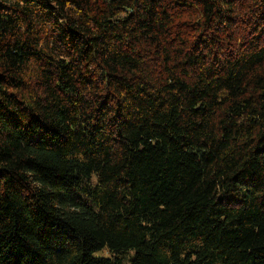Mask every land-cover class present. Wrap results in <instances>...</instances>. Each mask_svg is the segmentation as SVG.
Returning <instances> with one entry per match:
<instances>
[{
    "label": "trees",
    "instance_id": "trees-1",
    "mask_svg": "<svg viewBox=\"0 0 264 264\" xmlns=\"http://www.w3.org/2000/svg\"><path fill=\"white\" fill-rule=\"evenodd\" d=\"M0 264H264V0H0Z\"/></svg>",
    "mask_w": 264,
    "mask_h": 264
},
{
    "label": "rangeland",
    "instance_id": "rangeland-1",
    "mask_svg": "<svg viewBox=\"0 0 264 264\" xmlns=\"http://www.w3.org/2000/svg\"><path fill=\"white\" fill-rule=\"evenodd\" d=\"M96 255L98 254V252L95 253Z\"/></svg>",
    "mask_w": 264,
    "mask_h": 264
}]
</instances>
